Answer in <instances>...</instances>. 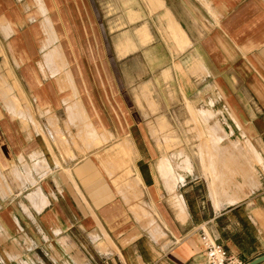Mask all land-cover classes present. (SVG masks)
Returning <instances> with one entry per match:
<instances>
[{"label": "rangeland", "instance_id": "374dc122", "mask_svg": "<svg viewBox=\"0 0 264 264\" xmlns=\"http://www.w3.org/2000/svg\"><path fill=\"white\" fill-rule=\"evenodd\" d=\"M41 1L44 12L39 0H0V18L10 19L0 25V159L7 163L2 166L0 161V197L5 198L13 192L11 183L21 191L28 184H35L31 171L35 178L37 174L31 166L37 161L35 166L38 167L43 158L49 161L44 172L50 174L58 170L74 192L65 180L64 169L74 172L92 157L111 172L108 177L99 168L111 198L121 203L125 218L129 217L131 226L142 225L147 233L150 218L139 217L134 206L142 203L153 213L147 207L151 200L155 202L153 197L159 198L154 204L156 207L160 204L163 214L174 215L180 222L164 182L173 183V187L177 185L176 193L183 195L194 220L208 213V183L211 181L204 177L203 171L213 174L212 183L220 197L226 195L229 201H234L227 194L236 183L243 184L246 192L241 200L247 197L252 189L240 174L248 160L241 153L247 149L241 145L244 137L233 130L221 105L224 100L217 102L220 96L217 88L207 92L206 99L193 101L183 92L174 71L161 69L171 63V54L176 57L173 61L176 71V65L181 64L193 76L205 73L203 62L197 57L194 62L188 61V51L177 49L169 40L157 15L150 14L142 0H130L129 6L144 15L141 19L135 15L133 23L126 13L129 7L124 3L126 0ZM172 1L176 7L180 4L177 0H169L168 5ZM176 15L182 16L180 21L187 31L201 29L196 24L202 25L201 14L197 15L196 23L190 21V13ZM143 23L149 27V44L138 46L124 58L117 56L114 44L121 39L118 47L123 53L125 40L122 37L129 34L137 41L136 27ZM7 26L9 32H4L2 27ZM33 28L40 35L34 36ZM55 49H62L68 63L56 78L51 76L45 60V55ZM58 58L55 63L64 66L61 57ZM68 70L72 73L78 98L88 112L82 109L74 114L66 109L63 97L65 100L71 95L69 103L78 100L66 83ZM187 100L196 108L191 114ZM211 100L217 103L210 105ZM230 113L232 110L229 116ZM241 133L243 135V131ZM32 141L35 148L30 146ZM158 167L167 171L161 180L154 171ZM192 169L193 174L186 172ZM178 172L185 178L183 184L179 183ZM73 176L90 198L79 176ZM148 176H153L160 189L159 195L156 191L153 195L147 187ZM138 178H142L145 187L136 181ZM38 187L29 190L27 197L40 210L48 200L45 195L36 200ZM162 220L158 223L167 236L168 226L163 217ZM193 226L196 224H190L187 229ZM186 231L181 234L184 236ZM189 233L198 237L195 229ZM0 236L6 238L7 234L2 230ZM146 240L143 236L136 243Z\"/></svg>", "mask_w": 264, "mask_h": 264}, {"label": "crops", "instance_id": "0c3cea01", "mask_svg": "<svg viewBox=\"0 0 264 264\" xmlns=\"http://www.w3.org/2000/svg\"><path fill=\"white\" fill-rule=\"evenodd\" d=\"M142 1L150 14L157 15L159 25L164 28L177 49L188 51V61L194 62L197 57L203 62L205 73L193 76L184 65L177 64V71L173 69L176 57L169 54L171 63L168 62L161 69L173 70L175 78L182 84L183 92L193 101L201 100L202 97L206 99L207 92L218 89L220 96L217 102L224 100L221 105L233 124V130L240 137H244L242 143L235 142L247 148L241 152L248 160L246 166L241 167L240 174L247 187L252 189L251 192L241 200L246 192L242 189L243 184L236 183L232 192L227 194L236 202L229 204L228 198H223V205L216 210L212 204L208 183V213H204L199 220H194L187 210L183 195L176 193L177 185L173 187V183L164 182V186L171 193L172 204L180 222L174 219V215L163 214L160 204L157 207L154 204L159 198L153 197L155 202L151 200L147 205L153 213L142 203L134 206L139 217L150 218L147 233L146 228L140 224L138 227L131 226L129 217L125 218L122 213L121 203L111 198L99 168L108 177L111 172L106 166L99 164L97 159L92 157L86 160L74 172L64 169L65 180L71 184L74 190L72 192L58 170H52L50 174L44 172L49 167V161L43 158L38 167L35 166L37 161L31 166V170L37 174L35 178L31 171L35 184H28L21 191L19 186L11 183L13 192L5 198L0 197V234L2 230L7 234L6 238L0 236L1 264H204L201 228L222 244L228 254L238 257L244 263L264 253V0H177L180 2L177 7L173 1L168 5L169 0ZM39 2L44 12L43 3L41 0ZM130 2L126 0L124 3L129 6ZM181 12L192 14L189 19L195 23L198 14H201L202 25L196 23L201 29L198 32L194 30L195 33L187 31L180 21L182 16L176 15ZM126 13L132 23L135 15L140 19L144 16L142 11H135L130 6ZM9 21L6 16L0 18V25ZM148 28L147 23L136 27L138 42L125 34L122 37L125 40L124 48L121 49L123 53L118 47L121 39L117 45L114 44L116 55L124 58L138 46L149 44ZM9 29L8 26L2 27L4 32H9ZM35 29H32V34L40 35ZM60 50L55 49L45 55L51 76L55 78L68 64ZM64 56L66 57L65 53ZM58 57H61L64 66L55 63ZM67 75L65 81L78 98V91L69 70ZM211 78L213 81H210ZM70 96L65 100L62 98L69 112L75 114L74 111L82 109L88 112L80 97L76 103H69ZM215 101L213 104L211 100L209 104L214 106L217 103ZM187 105L190 114L192 110H196L188 100ZM202 110L213 114L209 109ZM231 110L230 116L233 120L229 116ZM104 130L108 133L106 128ZM30 146L35 148L34 141ZM48 149H52L51 146ZM0 161L2 166L7 164L3 159ZM53 164L57 166L56 163ZM2 166L0 165L1 168ZM154 171L160 180L163 178L162 174L167 172L160 167ZM193 171L186 172L193 174ZM73 174L79 176L90 198ZM177 177L183 178L185 182L182 173L178 172ZM148 178L147 187L153 195L154 191L159 195L160 189L155 185L153 176ZM37 185L39 189L36 200L43 195L48 200L40 210L27 197L28 191ZM143 186L145 187L144 183ZM180 198L183 203L179 201ZM158 211L168 226L165 229L167 236L158 223V220L163 221ZM192 223L196 226L187 229ZM193 229L198 232L197 238L195 233H189ZM183 231H186L184 236L181 234ZM143 236L147 240L136 243ZM165 237L167 239L164 241ZM257 264H264V260Z\"/></svg>", "mask_w": 264, "mask_h": 264}, {"label": "built area", "instance_id": "2783aa9c", "mask_svg": "<svg viewBox=\"0 0 264 264\" xmlns=\"http://www.w3.org/2000/svg\"><path fill=\"white\" fill-rule=\"evenodd\" d=\"M200 239L205 253L204 264H244L238 257L228 254L224 246L203 228L200 229Z\"/></svg>", "mask_w": 264, "mask_h": 264}, {"label": "bare ground", "instance_id": "6f19581e", "mask_svg": "<svg viewBox=\"0 0 264 264\" xmlns=\"http://www.w3.org/2000/svg\"><path fill=\"white\" fill-rule=\"evenodd\" d=\"M153 1V0H152ZM174 22V21H173ZM175 25V24H174ZM176 26V25H175ZM172 28V27H171ZM176 28V27H175ZM179 29V28H178ZM175 30V29H174ZM177 30V29H176ZM180 32H181V30H180ZM183 35V34H182ZM181 38H182V36H181ZM124 42V41H123ZM183 42V41H182ZM121 43V42H120ZM187 47V46H186ZM185 165V164H184ZM181 169H183L182 167H180ZM189 168V167H188ZM185 169H187V168H185ZM188 171V170H187ZM191 172V170L189 171V173ZM204 176H205V178H208V179H210V188H209V190L211 191V193H210V191H209V193H210V196L212 197V204H214V207H215V209L216 210H219L220 208H221V206L223 205V201H224V199L223 198H225L226 199V195L224 196H221L220 197V195L217 193V191L215 190V188H214V183H212V182H214V176H213V174L211 173V171L210 172H208V171H204ZM140 176V175H139ZM137 182H139V184L140 183H142V179L141 178H138L137 180H136ZM180 181L182 182V181H184L183 180V178H181L180 179ZM180 182V183H181ZM223 199V200H222ZM229 199H227V201H228ZM181 203H183V200L180 198V200H179ZM226 201V202H227ZM235 201V200H234ZM234 201H229V204H233V203H235ZM178 203V202H177ZM228 203V202H227ZM182 208V207H181ZM183 219V218H182ZM99 223V222H98Z\"/></svg>", "mask_w": 264, "mask_h": 264}, {"label": "water", "instance_id": "95a60500", "mask_svg": "<svg viewBox=\"0 0 264 264\" xmlns=\"http://www.w3.org/2000/svg\"><path fill=\"white\" fill-rule=\"evenodd\" d=\"M262 260H264V253L259 255V256H257V257H255V258H253L252 260H250V261H248V262H246L244 264H257L258 262H260Z\"/></svg>", "mask_w": 264, "mask_h": 264}]
</instances>
